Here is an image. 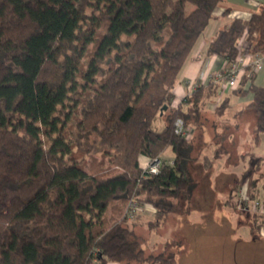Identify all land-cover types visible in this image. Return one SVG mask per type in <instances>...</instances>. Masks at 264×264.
<instances>
[{
    "label": "trees",
    "instance_id": "1",
    "mask_svg": "<svg viewBox=\"0 0 264 264\" xmlns=\"http://www.w3.org/2000/svg\"><path fill=\"white\" fill-rule=\"evenodd\" d=\"M222 1L0 0V264H178L174 240L144 256L129 207L151 205L152 229L188 213L190 164L211 170L229 154L216 132L212 157L193 156L204 101L219 85L188 89L173 103L178 74ZM243 36L252 54H264V5L217 29L206 58L229 68ZM247 81L232 91L252 95L244 109L254 114L257 143L264 87ZM167 149L172 162L160 158ZM141 157L159 159V172H145ZM242 158L231 193L246 185L249 200L261 199L264 159ZM257 221L253 214L256 236Z\"/></svg>",
    "mask_w": 264,
    "mask_h": 264
},
{
    "label": "rangeland",
    "instance_id": "2",
    "mask_svg": "<svg viewBox=\"0 0 264 264\" xmlns=\"http://www.w3.org/2000/svg\"><path fill=\"white\" fill-rule=\"evenodd\" d=\"M209 106L211 104H206L202 111V116L207 119L206 127L209 137L206 140L208 144L212 140L210 137L216 131L220 134L224 133L225 139L221 144L229 154L234 153L229 155V163H240V161L242 163L243 160L238 158V153L245 154L250 151L246 144V136L226 138L228 132L227 130L226 133L221 132L219 119L215 118L212 121L206 113V108ZM198 136L196 134L193 139L194 157L202 142ZM203 137L205 139V136ZM208 144H203L199 150L208 151L207 154L210 155L214 146L210 147ZM167 151L170 152V150ZM251 151L255 150L252 148ZM244 164L246 166V162ZM241 167V165L237 166L236 170H233L234 175H225L219 169L203 170L200 164L191 163L189 169L195 181V188L191 198L190 211L169 216L165 223L158 228L152 229L147 225V222L152 221L154 217L150 206H147V209L140 208L136 211L135 221L138 222V225L135 227V232L144 241L142 244L144 256L159 255L162 252L163 244L168 240H174L180 245L179 248L173 249V252L177 253L178 264H264V237H261L259 233L258 236L261 238L252 234L253 238L258 239L251 240L250 236L246 235L242 229V227L252 226L253 214L242 212L237 207L232 216L231 206L228 204V201L237 202L236 200L239 201L241 198V191H238L237 195L236 192L230 194L231 189L237 183ZM214 174H217L218 178H214ZM213 178L215 182H210V179ZM256 218L257 222H261L257 215ZM163 258L167 261L169 253H164ZM144 264H151V261Z\"/></svg>",
    "mask_w": 264,
    "mask_h": 264
},
{
    "label": "crops",
    "instance_id": "3",
    "mask_svg": "<svg viewBox=\"0 0 264 264\" xmlns=\"http://www.w3.org/2000/svg\"><path fill=\"white\" fill-rule=\"evenodd\" d=\"M263 5H264V0H223L215 7L212 13V19L209 21L203 34L196 42L193 50L187 57L184 65L181 68V71L178 74L177 84L174 88V99H173L174 104L180 103L185 98V96L189 94L188 93L189 90L187 87V82L189 80H196L199 74H201V72H204L205 74L213 73L221 70L225 66V61L221 57L211 56L206 58L205 56L208 42L215 33V31L220 27L229 24L234 19H241L245 21L249 20L252 14L260 10V8ZM246 44L247 42L245 40V37L243 36L239 41V48H243ZM252 83L257 86L264 87V68L260 72L253 74ZM251 99H252L251 93H247L244 96H237L233 94V91L230 89H223L222 87H218V89H216V92H213V94L204 101V107L206 106V104H211L209 108L208 107L206 108V113L208 114L210 119H212V121H214L215 118L219 119L218 123H220L222 128L221 132L227 130L229 138L230 137L242 138L243 136L244 137L246 136V140H247L246 144L250 148V151L248 152L253 153L256 157H260L264 159V134H260L259 141L257 143H254V141L252 140L253 136L251 134V130L254 123V114L251 110L244 109V107L251 101ZM223 101H224L223 108L216 111L217 106ZM210 107H212V109H210ZM202 118H203L202 124L200 125L199 128L195 129V134L199 135L198 138H200L202 141L201 144H199V149L201 148V146H203V144L206 145V143H208L206 139L207 137H209L206 127L207 119L204 118L203 116ZM203 136H205V139ZM252 148L255 151H251ZM199 149H198L199 153L197 152L195 157H197L198 155H199L198 157H202V156L204 157L209 155L207 154L208 151L202 152ZM167 150L160 155V158L167 162H172L173 155L172 153H170L171 151L168 152ZM212 154H213V149L211 150V154L208 157H212ZM232 154L234 153L226 154L224 157L216 160L212 169H216V170L219 169L223 171L222 173L225 175L226 174L234 175L233 170H236L235 168L241 165L242 166L241 172H242L246 167L243 161H242L243 164L241 163V161L240 163H231V164L229 163L230 161L229 155ZM242 155L243 154L238 153V158L240 160H243ZM140 163L141 166L144 168L148 163V161L145 158L141 157ZM241 172L238 173L239 176ZM213 177L214 178L217 177V174L216 175L214 174ZM214 178L212 180L210 179V182H215ZM262 184H264V179H262L259 182L258 186L260 187ZM259 197L264 200V190L262 189L260 190ZM231 212H232L231 215L233 216V211ZM242 229L243 231L246 232V235L250 236L251 240H256L258 238H261L259 236H257L258 238L256 237L253 238L252 235L253 233L251 232L250 227L248 228L242 227ZM109 264H116V263H109Z\"/></svg>",
    "mask_w": 264,
    "mask_h": 264
},
{
    "label": "built area",
    "instance_id": "4",
    "mask_svg": "<svg viewBox=\"0 0 264 264\" xmlns=\"http://www.w3.org/2000/svg\"><path fill=\"white\" fill-rule=\"evenodd\" d=\"M263 68L264 54H252L250 52V47L246 44L243 48H240L239 54L229 68L224 66L221 70L208 74L201 72L197 80H189L187 82V87L190 91H192L195 88L204 86L208 82L212 81L214 84L219 85L223 89L234 90L240 86L241 81L244 78L248 80L244 86L247 87L252 75L254 73L260 72ZM176 132L188 135L186 130H183V125L181 122L176 123ZM160 166V160L154 159L153 161H150L146 164L144 171L149 174H156L159 172ZM240 196L241 198L238 208L245 212H251L260 218L262 225L259 229V234L261 237H264V200H249L246 195V185L242 187ZM147 206H150L151 210L154 212V208L149 204L138 205L136 203H131L129 207L130 211L128 213L129 219L133 220L136 211H138L140 208L147 209Z\"/></svg>",
    "mask_w": 264,
    "mask_h": 264
},
{
    "label": "water",
    "instance_id": "5",
    "mask_svg": "<svg viewBox=\"0 0 264 264\" xmlns=\"http://www.w3.org/2000/svg\"><path fill=\"white\" fill-rule=\"evenodd\" d=\"M165 109H166V106H163V107H162V110H165Z\"/></svg>",
    "mask_w": 264,
    "mask_h": 264
}]
</instances>
